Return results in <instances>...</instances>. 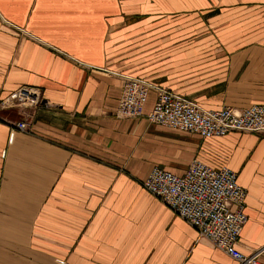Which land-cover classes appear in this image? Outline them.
<instances>
[{
  "label": "crops",
  "instance_id": "obj_1",
  "mask_svg": "<svg viewBox=\"0 0 264 264\" xmlns=\"http://www.w3.org/2000/svg\"><path fill=\"white\" fill-rule=\"evenodd\" d=\"M124 76L207 110L264 105V0H0V103L31 87L51 105L0 109V264H238L143 186L193 159L237 173L238 250H264V135L153 124L154 91L118 119Z\"/></svg>",
  "mask_w": 264,
  "mask_h": 264
},
{
  "label": "built area",
  "instance_id": "obj_2",
  "mask_svg": "<svg viewBox=\"0 0 264 264\" xmlns=\"http://www.w3.org/2000/svg\"><path fill=\"white\" fill-rule=\"evenodd\" d=\"M157 100L148 120L156 125L198 135L205 140L223 138L233 132L264 135V105L236 109L207 110L172 91L156 87L144 79L126 76L124 93L115 112L118 119L138 118L150 93ZM50 107L40 91L23 87L0 103V109ZM16 128L29 131L27 122ZM144 188L179 218L194 228L201 238L228 254L238 264H264V250L244 255L238 250L239 239L249 221L246 213L248 192L238 182L237 173L228 168L214 169L193 159L185 175L154 169Z\"/></svg>",
  "mask_w": 264,
  "mask_h": 264
},
{
  "label": "rangeland",
  "instance_id": "obj_3",
  "mask_svg": "<svg viewBox=\"0 0 264 264\" xmlns=\"http://www.w3.org/2000/svg\"><path fill=\"white\" fill-rule=\"evenodd\" d=\"M124 79H125V76H124ZM125 81V80H124ZM30 108V107H29ZM34 108V107H33ZM250 134H252V133H250Z\"/></svg>",
  "mask_w": 264,
  "mask_h": 264
}]
</instances>
